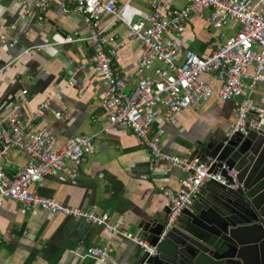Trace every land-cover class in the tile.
<instances>
[{
	"label": "built area",
	"instance_id": "1",
	"mask_svg": "<svg viewBox=\"0 0 264 264\" xmlns=\"http://www.w3.org/2000/svg\"><path fill=\"white\" fill-rule=\"evenodd\" d=\"M55 1L64 14L82 19L87 36L56 35L50 44L34 46L25 52L84 41L93 44L89 62L104 83L102 105L107 123L102 132L127 128L148 150L151 170L166 165L183 173L179 191L160 188L167 213L161 242L177 225L183 212L192 211L194 198L205 183L214 181L235 189L238 173L214 158L201 159L194 150L185 156L163 153L160 139L151 133L153 124L159 118L172 123L180 113L212 96L233 104L234 117L225 134L227 138L236 133L246 136L249 123L257 120L264 123V96L257 102L252 101L257 87L264 85V0H183L184 7L174 11L168 8L171 0H148L151 11L134 22H126L123 17L129 2L118 6L117 0ZM19 2L20 20L34 14L38 26H46L52 0ZM206 11L210 27L217 32L218 44L208 55L200 56L192 50H183L172 36L183 33L192 17ZM103 16L109 17L105 25H102ZM117 22L125 24L127 40L142 47L135 73H121L113 65L114 57L125 45L107 35V30ZM232 23L237 30L228 34L225 29ZM18 43L16 37L0 29V47L12 48ZM157 64L160 67H155ZM80 69L81 66H76L70 72L72 79ZM150 70L153 73L148 76ZM204 74L213 75L219 84L217 90L203 79ZM68 85L73 87L75 83L71 80ZM26 96L27 90L23 89L21 96L0 113V207L4 201L12 200L32 214L43 211L102 226L106 236L101 245L81 244L70 250L72 257L79 261L90 259L100 264H120L112 256L116 236L138 245L148 257L158 255V246L130 232L121 219L112 220L108 213L95 210L68 207L37 192V184L46 176L61 174L70 180L77 179L83 161L95 152V147L92 136L79 135L67 139L58 148L46 128L34 126L41 115L50 110L51 98L40 103L26 118L21 110ZM53 114L56 118L66 117L64 111ZM8 150L21 152L24 160L11 177L4 164Z\"/></svg>",
	"mask_w": 264,
	"mask_h": 264
},
{
	"label": "crops",
	"instance_id": "2",
	"mask_svg": "<svg viewBox=\"0 0 264 264\" xmlns=\"http://www.w3.org/2000/svg\"><path fill=\"white\" fill-rule=\"evenodd\" d=\"M127 2L123 14L126 22H134L151 11L148 0H117V5ZM184 5L183 0H171L168 8L174 11ZM21 9L19 0H0V29L19 42L12 48L0 47V113L21 96L23 89L27 90V96L21 110L26 118L40 103L51 98L50 110L34 126L46 128L58 148L67 139L79 135L92 136L95 147V152L83 161L77 179L70 180L61 174L46 176L37 184V192L68 207L108 213L112 220L121 219L130 232L141 236L138 229L141 221H162L166 217L165 198L160 188L179 191L183 173L166 165L151 170L148 150L127 128L102 132L107 123L102 105L104 83L89 62L93 53L91 42L25 52L34 46L50 44L56 35L87 36L82 19L64 14L52 0L46 14L47 24L40 28L34 14L20 20ZM208 17V11L192 17L183 33L172 36L183 50L205 56L215 49L217 32L210 27ZM108 20V16H103L102 25ZM236 30L234 23L225 29L228 34ZM107 35L125 42L113 59L114 67L121 73H135L141 45L127 40L122 22L113 24ZM76 66L81 69L72 79L70 72ZM152 73L150 70L147 75ZM203 79L218 89L213 75L204 74ZM71 80L75 83L73 87L68 85ZM262 96L264 85L260 84L252 101L257 102ZM57 111L66 112V117L56 118L53 113ZM233 117L232 102L212 96L180 113L172 123L157 119L151 133L160 139L163 153L185 156L197 147V142L206 144L226 133ZM23 163L19 151L8 150L4 155L10 177ZM105 236L102 226L43 211L32 214L12 200L4 201L0 207V264H100L90 259L76 260L70 250L81 244L99 246ZM142 254L138 245L121 236L114 237L112 256L120 264H139Z\"/></svg>",
	"mask_w": 264,
	"mask_h": 264
},
{
	"label": "water",
	"instance_id": "3",
	"mask_svg": "<svg viewBox=\"0 0 264 264\" xmlns=\"http://www.w3.org/2000/svg\"><path fill=\"white\" fill-rule=\"evenodd\" d=\"M247 131L196 143L201 159L211 157L237 171L238 187L205 183L192 211L183 212L161 242L167 217L141 221V236L159 254H142L139 264H264V123H249Z\"/></svg>",
	"mask_w": 264,
	"mask_h": 264
}]
</instances>
